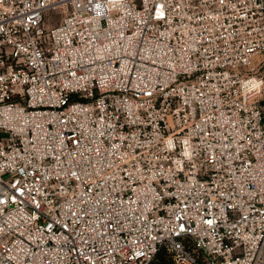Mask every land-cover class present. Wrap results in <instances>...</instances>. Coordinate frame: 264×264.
<instances>
[{
	"label": "built area",
	"instance_id": "built-area-1",
	"mask_svg": "<svg viewBox=\"0 0 264 264\" xmlns=\"http://www.w3.org/2000/svg\"><path fill=\"white\" fill-rule=\"evenodd\" d=\"M264 0H0V264H264Z\"/></svg>",
	"mask_w": 264,
	"mask_h": 264
},
{
	"label": "rangeland",
	"instance_id": "rangeland-1",
	"mask_svg": "<svg viewBox=\"0 0 264 264\" xmlns=\"http://www.w3.org/2000/svg\"><path fill=\"white\" fill-rule=\"evenodd\" d=\"M252 70L261 75L263 79V85L261 86L260 92L257 96L258 102L262 108L264 114V52L256 54L251 63Z\"/></svg>",
	"mask_w": 264,
	"mask_h": 264
},
{
	"label": "trees",
	"instance_id": "trees-1",
	"mask_svg": "<svg viewBox=\"0 0 264 264\" xmlns=\"http://www.w3.org/2000/svg\"><path fill=\"white\" fill-rule=\"evenodd\" d=\"M168 257L164 248H160L151 264H167Z\"/></svg>",
	"mask_w": 264,
	"mask_h": 264
}]
</instances>
